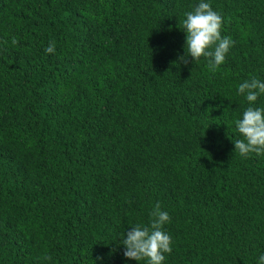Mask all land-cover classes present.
Listing matches in <instances>:
<instances>
[{
	"label": "trees",
	"instance_id": "obj_1",
	"mask_svg": "<svg viewBox=\"0 0 264 264\" xmlns=\"http://www.w3.org/2000/svg\"><path fill=\"white\" fill-rule=\"evenodd\" d=\"M205 2L236 41L215 71L177 61L200 0H0V264H147L122 236L157 203L162 264H259L264 155L234 140L264 0Z\"/></svg>",
	"mask_w": 264,
	"mask_h": 264
},
{
	"label": "clouds",
	"instance_id": "obj_2",
	"mask_svg": "<svg viewBox=\"0 0 264 264\" xmlns=\"http://www.w3.org/2000/svg\"><path fill=\"white\" fill-rule=\"evenodd\" d=\"M185 17L180 27L187 33L186 54L180 56L177 61L187 65L189 56L194 62H198L201 57H207L208 67L215 71L236 43L230 36L221 35L224 23L222 15L213 10L210 3L200 0L194 11L186 12ZM17 43L18 40L14 36L12 44ZM55 50L56 42L50 41L45 52L51 54ZM238 92L245 95L250 106L244 110L242 118L236 120L237 130L243 138L234 140L235 153L242 157L252 153L264 155V108L253 106L258 97L264 94V81L256 77L246 79L239 84ZM150 216L148 225L136 224L123 234V255L127 259L146 261L147 264H162L165 253H171L173 250L172 237L164 230V225L170 223L171 217L167 211L162 210L160 203L155 205ZM97 259L102 260L103 257ZM259 264H264V255L259 257Z\"/></svg>",
	"mask_w": 264,
	"mask_h": 264
}]
</instances>
